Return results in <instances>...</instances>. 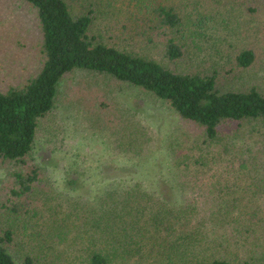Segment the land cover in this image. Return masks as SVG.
<instances>
[{
  "label": "trees",
  "instance_id": "16d2710c",
  "mask_svg": "<svg viewBox=\"0 0 264 264\" xmlns=\"http://www.w3.org/2000/svg\"><path fill=\"white\" fill-rule=\"evenodd\" d=\"M20 1L35 13L38 38L33 42V68L16 81L0 83V168L5 169L0 185V214L5 213L6 220L12 218L10 223L6 221L7 226H0V264H18L7 249L15 232L11 224L21 215L24 219L34 218L36 198L54 199L47 187L45 170L34 162L32 153L36 139L45 130L54 129L49 119L58 86L64 79L77 78L74 83L68 81L62 96L64 105L78 111L87 127L105 136L111 149L123 156L142 155L151 136L133 112L115 100L116 89L135 87L165 102L187 131L184 140L182 134L172 132L165 144L167 154L174 156L175 167L180 171L190 170V158L186 156L190 150L194 163L207 167L209 158L214 159L210 146H229L244 136L247 127L255 130L264 126V92L250 81L264 61V0H239L258 24L253 31L248 28L255 35L242 40L241 47L228 55L217 44L202 53L198 40H187L181 34L182 19L175 6L187 0H104L109 8L106 15L112 20L108 37L92 31L94 9L73 15L66 0ZM119 17L124 20L119 21ZM124 21L139 25L146 22L145 27L135 30L138 40L131 42L128 39L134 36H127L131 48L116 42L124 37L117 31V23ZM150 45L160 53L159 59L135 49L153 48ZM185 141H189L188 149H182ZM230 148L228 152L224 149L227 155ZM178 150L184 152V157L176 153ZM231 154L219 172H212L206 179L200 170L196 176L198 189L214 197L205 201L208 206L202 207L201 214L213 215L219 224H209L210 219L203 217L198 220L184 201L179 207L168 205L159 193L141 189L139 183L108 187L87 208L69 203L61 208L54 199L51 205L55 207L49 211L55 213L56 222L67 221L70 227L68 232L57 233L58 240L65 242L75 230L80 234L76 242L66 243V263L253 264L260 259L264 264V232L245 239L246 234L251 235V226H245L239 235L233 231L221 232L218 237L199 233L207 225L218 231L226 225L238 230L237 224L245 223L241 217L256 213L240 205L242 193L233 191L230 198L237 203L215 208L218 196L213 193L230 190L222 184L223 177L234 180L243 166L236 151ZM222 156L218 154L224 160ZM259 163L264 168V153ZM261 171L257 177L264 182V169ZM254 173L259 172L251 173L253 179ZM184 184L185 191L194 193L186 187L188 182L180 180L181 197ZM257 193L264 196V186L256 185L253 195ZM206 231L211 234L214 230ZM228 235H232L233 244ZM259 248L262 252L257 255ZM22 264H32V259L25 256Z\"/></svg>",
  "mask_w": 264,
  "mask_h": 264
},
{
  "label": "rangeland",
  "instance_id": "374dc122",
  "mask_svg": "<svg viewBox=\"0 0 264 264\" xmlns=\"http://www.w3.org/2000/svg\"><path fill=\"white\" fill-rule=\"evenodd\" d=\"M156 1L164 3L167 0ZM66 2L73 15L94 9L92 31L108 37L112 29L110 26L112 20L106 15L109 8L105 6L104 0L101 2L100 0H66ZM175 7L182 19L181 34L187 40L188 38L198 40L202 53H208L213 44H217L226 55L232 54V51L241 47L242 40H246L249 35H255L251 31L258 21L247 14L239 0H187L178 2ZM149 16V14L146 15L147 18ZM118 19L119 21L124 20L123 17ZM123 23H117L116 29L121 31L125 38H118L116 42L121 47L131 48L129 46L131 43L126 41L127 36L130 33L131 36H134L138 26L143 28L146 22L142 25L136 22L126 24L124 21ZM37 38L33 9L20 0H0L1 84L16 81V78H19L22 73H27L33 68L31 55L34 53L33 42L35 43ZM128 40L133 42L138 38L134 36ZM135 49H141L150 58L159 59L161 57L154 47L143 49L137 46ZM261 64L260 70L251 76L250 81L257 85L260 92H264V61ZM76 80V77L66 78L58 86L53 114L49 119V124L54 129L51 132L45 130L44 134L36 139L32 153L34 162L45 170L49 193L58 206L63 208L65 203H69L77 208H87L89 205H93L95 197L108 187L120 188L129 185V183H139L141 189L144 188L150 193H159L166 199L168 205L179 207L184 201L191 212L196 214L198 220L201 221L203 217L210 219L209 224H219L213 215L201 214L202 207L208 206L205 201L209 202L208 199L214 197L211 198L204 190L198 189L196 176L200 170L205 173L206 179L212 172H219L221 165L230 160L234 150L239 157L237 160L243 166H241L238 177L234 180L223 177L222 184L230 190L224 188L221 194L220 191L213 193L214 196H218L215 208L220 204L226 207L224 203L230 206L237 203L233 198H230V191H233L242 193L243 196L240 193L242 200L238 201L240 205L246 206L245 209L256 210V213L241 217V221L245 223L243 226L237 224L238 230H232L228 225H226L227 227L220 225L222 229L218 231L215 226L211 228L207 225L204 228L201 227L199 233L204 232L209 237H213L221 232L230 233L233 231L235 235H239L245 230V226H251L249 228L251 235L246 234L244 239L262 235L264 232L261 231L264 229V196L261 193L253 195V191L256 185L264 186V182L257 177L264 169L259 163L261 154L264 153V126H257L255 130L250 126L247 127L244 136L229 146L222 144L210 146L214 159L209 158L207 167H204L203 163L196 165L194 154L190 150V155L186 154L190 158V170L180 171L175 167L174 156L167 154L165 144L172 132L178 135L182 134L184 140L183 134L187 131L180 123L177 114L165 102L135 87L122 86L116 89L115 100L123 108L130 109L136 120L147 128L151 136V141L142 155L123 156L111 149L105 136L89 129L84 117L78 111L64 105L62 96L65 88L70 81L74 83ZM243 86L244 83L241 88ZM190 140L193 141L192 138ZM176 142H181V140L176 139ZM188 142H183L182 149L190 147ZM241 147L243 148L242 152L239 151ZM229 148L231 153L227 155L228 153L226 154L224 149L228 152ZM176 153L184 157L183 151L178 150ZM219 153L223 154L224 160L218 157ZM228 157L229 160H227ZM256 171L259 173H254L253 179L251 173ZM4 176L5 169L0 168V185ZM180 180L188 182L186 187L193 189L194 193L189 190L185 191L184 184L181 185L183 188V197H181L178 187ZM38 195H34L35 198ZM56 196L59 200L55 198ZM41 198H36V202H33L37 205V209L34 210L36 212L34 218L25 217L28 219H24V216L21 215L20 218L17 217L15 223L11 224L15 232L13 243L7 249L18 264H22L25 256L32 259V264H67L65 254L69 247L67 248L66 243L76 242L80 234L77 233L78 230H75L73 233H69V239H66L65 242L59 241L57 233L68 232L70 227L67 221L56 222L55 213L49 211L52 206L55 207V205H51L54 199L48 201L44 196L42 200ZM6 221L10 223L12 218L6 220L5 213L0 214V226H7ZM211 229L214 230L211 234L206 231ZM231 236L229 239L233 244ZM262 242L259 240L258 244L262 245ZM70 251L73 250L70 249ZM219 252H223V250L220 249ZM261 252L260 248L256 250L257 255ZM261 262L260 259H256L253 264H261Z\"/></svg>",
  "mask_w": 264,
  "mask_h": 264
}]
</instances>
